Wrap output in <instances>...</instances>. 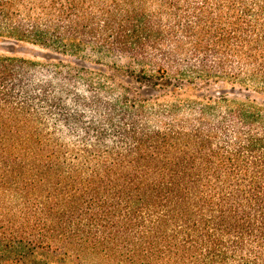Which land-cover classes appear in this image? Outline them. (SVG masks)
Returning <instances> with one entry per match:
<instances>
[{"label": "trees", "instance_id": "trees-1", "mask_svg": "<svg viewBox=\"0 0 264 264\" xmlns=\"http://www.w3.org/2000/svg\"><path fill=\"white\" fill-rule=\"evenodd\" d=\"M0 42V264H264V0H0Z\"/></svg>", "mask_w": 264, "mask_h": 264}, {"label": "rangeland", "instance_id": "rangeland-1", "mask_svg": "<svg viewBox=\"0 0 264 264\" xmlns=\"http://www.w3.org/2000/svg\"><path fill=\"white\" fill-rule=\"evenodd\" d=\"M36 48H33V47H31L30 45H19V46H16L15 47V52H16V54L17 55H20V56H27V57H31V56H33L35 53H36ZM8 50H7V48H6V44L5 43H2V42H0V53H6ZM196 88V87H195ZM194 90V89H193ZM192 90V91H193ZM198 91H200V92H203V93H206L208 90H206L205 88H201L200 90L199 89H197ZM191 91V92H192ZM191 92H189L188 94H185L184 95V97L185 98H187L188 97V95L191 93ZM190 96H192L191 94H190ZM193 97V96H192Z\"/></svg>", "mask_w": 264, "mask_h": 264}]
</instances>
